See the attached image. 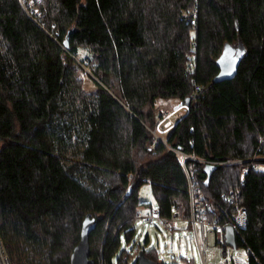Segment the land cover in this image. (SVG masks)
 Here are the masks:
<instances>
[{
  "label": "trees",
  "instance_id": "16d2710c",
  "mask_svg": "<svg viewBox=\"0 0 264 264\" xmlns=\"http://www.w3.org/2000/svg\"><path fill=\"white\" fill-rule=\"evenodd\" d=\"M226 50L240 65L216 82ZM170 98L189 109L157 140ZM199 159L242 161L217 163L207 185ZM192 183L223 225L237 209L224 195L239 193L237 246L264 264V0H0V236L13 264H71L88 214L93 264H136L140 250L195 264L127 247L145 204L191 218Z\"/></svg>",
  "mask_w": 264,
  "mask_h": 264
},
{
  "label": "built area",
  "instance_id": "2783aa9c",
  "mask_svg": "<svg viewBox=\"0 0 264 264\" xmlns=\"http://www.w3.org/2000/svg\"><path fill=\"white\" fill-rule=\"evenodd\" d=\"M204 90V85H197L196 91L193 95V97H197L200 92ZM181 106V105H180ZM182 106L186 107V111L189 109V104L185 103L182 104ZM179 108V107H178ZM162 114L159 119V123L156 125L158 126V129L161 131V133H165L164 137L161 135L158 136V138L155 136L157 140H166V135L171 131V129L174 127V124L179 120L181 116H178L174 119L173 122L169 121V118L171 116L170 111H161ZM174 113V112H173ZM173 116V115H172ZM185 155H181V159L185 161ZM197 159L196 157H193ZM262 157H253L252 160V166L259 167V164L255 163L256 159H259ZM200 161H203L206 163H235V162H241L242 159H235V160H227V161H211V160H203L199 159ZM248 167L245 168L244 171H247ZM195 186L193 183L191 184V196H192V203H193V209H192V216L188 219H183L178 211L173 212V215L171 218L162 216L161 213H159V210L155 207L151 210V212H147L146 214H141V217L148 223H155L156 219H160V221L163 222L165 227L169 229H174L177 227L178 223L182 220L188 221V223L191 224L193 233L195 235V238L198 243V248L201 253V257L203 260V264L206 263V259L204 257L205 250H207L210 241L211 244L216 246V248L220 251V259L216 264H250V257L253 253L252 249L250 247H238L234 246L233 244H229L226 241V226L223 225L219 219H215L213 222L208 218V214L214 212L216 209L215 205L212 203L205 202L203 200H195L193 197ZM198 188V187H196ZM239 193L231 192L230 194H225L224 199L228 202L233 203L237 206V209L231 213V217L233 219L232 225L235 227L242 228L245 227L248 223V211L245 207L239 206L238 201ZM156 213V215H154ZM229 225V224H228ZM200 236H202V239H200ZM0 264H13L8 253L6 250V247L4 245V242L0 236Z\"/></svg>",
  "mask_w": 264,
  "mask_h": 264
},
{
  "label": "rangeland",
  "instance_id": "374dc122",
  "mask_svg": "<svg viewBox=\"0 0 264 264\" xmlns=\"http://www.w3.org/2000/svg\"><path fill=\"white\" fill-rule=\"evenodd\" d=\"M82 53L84 54L86 52L82 51ZM157 104L161 111L171 112L170 122H173L176 117L182 116L186 112V107L182 106L181 102L175 98H170L169 100L160 99ZM151 131L157 138L159 135L164 137L165 133H161L158 126L152 128ZM118 184L116 185L118 186ZM140 199L143 202L152 203L155 206L156 201L152 194L150 183L144 184L141 188ZM151 210L150 204H145L139 208L141 214H146L147 212H151ZM193 232L191 224L185 220L180 221L175 229H169L165 227L160 219H156L155 223H148L145 218L143 219L140 216L136 222V235L127 244V247L130 249L136 248L139 245L146 248L156 247L161 252L159 254L161 259L171 261L173 256L183 254L191 256L195 264H203L198 243ZM200 239H202V236H200ZM211 242L207 250H205L204 257L207 264H216L221 257L220 251ZM133 253L132 261L135 260L138 252L136 250Z\"/></svg>",
  "mask_w": 264,
  "mask_h": 264
},
{
  "label": "water",
  "instance_id": "95a60500",
  "mask_svg": "<svg viewBox=\"0 0 264 264\" xmlns=\"http://www.w3.org/2000/svg\"><path fill=\"white\" fill-rule=\"evenodd\" d=\"M70 32L67 34L65 40H64V46L65 48H69L70 41H69ZM242 57V52L239 51L236 55H232L229 53V50H227L223 53L219 60V67L220 71L215 77V81H222L225 79L233 78L237 71L238 67L240 65V60ZM189 103L190 100H187ZM216 164L212 163H206L204 164V171L207 173V178L205 180V183L208 185L212 173L216 169ZM136 180L131 182L127 189V194H130L132 192V189L136 185ZM97 219L95 217H92L91 214H88L86 218L83 221V227H82V237L80 242L75 246L74 251L71 255V264H93L94 260L91 258V248H90V233L96 228ZM236 229L231 224L226 226V241L229 244H233L234 246H237V240H236ZM136 264H158L157 261L147 256L144 250L139 251V256L137 259Z\"/></svg>",
  "mask_w": 264,
  "mask_h": 264
}]
</instances>
